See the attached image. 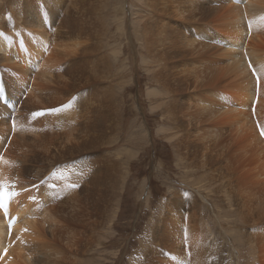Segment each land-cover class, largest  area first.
Returning a JSON list of instances; mask_svg holds the SVG:
<instances>
[{
  "label": "bare ground",
  "instance_id": "1",
  "mask_svg": "<svg viewBox=\"0 0 264 264\" xmlns=\"http://www.w3.org/2000/svg\"><path fill=\"white\" fill-rule=\"evenodd\" d=\"M173 5V11L167 13L175 16V30L162 43L171 59L166 60L167 63L160 62V66L161 70L175 69V73L167 75L165 83L175 98L167 100L163 107L175 124V153L185 167L208 166L207 161H200L204 160L200 156L206 152L210 154H206L207 157L213 155L217 161L209 162H215V168L212 167L219 173L216 176L225 178L230 192L227 195L233 198L228 197L236 210V215L232 216L245 226L241 239L244 237L243 241L251 244L252 251L248 252H252L253 256L249 254L253 260L246 262L264 264V0H174ZM160 8L168 9L158 5L155 13ZM45 16L43 11L38 13L36 24H33L35 29L30 31V26L24 33L14 34L15 39L0 35V52L3 53L0 58L6 62L0 80L5 81L4 96L10 101V108L9 98L15 99L24 92L31 103L39 106L35 110L29 108L28 117L21 114L15 118L14 113L0 103V193L6 198V205H0V264H50L46 254L62 257L64 253L79 250L77 243L84 234L92 232L97 223L95 197L89 200L83 194L85 190L87 194L93 192L92 182L89 180L88 188L84 189L85 168L71 164L74 158L69 159L72 152L80 155L81 144L85 143L81 140L83 143L79 144L81 131L80 134L72 133L81 130L77 126L80 115L75 116L72 107L53 108L62 103V93H58L56 87L52 89L50 83L47 84L50 89H44L47 80L53 78L52 71L59 60ZM159 16L155 27L161 26L158 23L164 15ZM157 47L160 48L158 44ZM57 130L63 135L54 136ZM92 136L89 135L90 141ZM22 138L26 140L17 144ZM25 145L31 146L33 156L44 154L53 158L50 167L45 168L46 175L40 174L42 178L38 182L37 178L36 181L30 179L32 167L28 161L32 159L23 151ZM66 146H73L70 154L57 151ZM205 201L203 195L194 199L186 195L185 201L183 195L176 194L175 214L168 217L172 233L155 237L165 242L167 259L159 253L149 254L156 259L150 260L148 256L146 264H204L209 242L199 224L198 207ZM224 209L227 212L228 207ZM9 219L13 220L10 227L7 225ZM236 233L233 237H237ZM233 239H238L239 243L240 238ZM182 242L187 243L185 246L190 252L185 254V262L175 253V245ZM64 260L66 262V256Z\"/></svg>",
  "mask_w": 264,
  "mask_h": 264
},
{
  "label": "rangeland",
  "instance_id": "2",
  "mask_svg": "<svg viewBox=\"0 0 264 264\" xmlns=\"http://www.w3.org/2000/svg\"><path fill=\"white\" fill-rule=\"evenodd\" d=\"M173 2L174 0H0V35L7 39H15L14 34L20 35L29 30L30 26L32 31L35 29L33 24H36L38 13L43 11L46 14L47 24L49 22L51 26L50 39L59 60L52 71L53 78L51 81L47 80L44 89L56 87L57 92L62 93V103L53 108L72 107L76 112L75 116L80 115L78 124L75 123L81 130L76 129L72 133L80 134L81 131L78 140L80 143L77 142L81 144V140H85V143L81 144L80 155L72 152L69 159L74 158L71 164H80L85 168L82 176L84 186H89L88 182L91 181L90 186L94 187H90L93 194L83 191L87 199L95 197L94 218L97 223L93 225V231L84 234L77 243L79 250H72L71 254L64 253L62 257L46 254L50 258V264H146L148 256L149 259H156L149 254L155 256L158 253L166 260L168 251L164 247L165 242L160 237H155L172 233L168 217L175 214L176 194L183 195L185 201L186 195H191L193 199L203 195L207 201L198 207L199 224H202L200 227L205 230L204 238L209 242L205 249L207 251L204 252L206 264L252 263L251 244L245 243L244 237L241 239L245 226L242 227L241 222L234 218L236 210L230 200L232 196L227 195L230 192L223 180L225 178L216 176L219 173L214 169L215 162H212L214 165L209 162L214 159L213 155L210 158L206 155H210L209 153L202 155L199 151V156L202 155L200 159L204 158L200 161H207L208 166L193 164L185 167L186 164H182L175 153V124L163 108L166 107L167 100L175 98L165 84L167 75L175 73V69L161 70L160 66V62L167 63L166 60L169 62L171 59L162 43L175 30V16L167 13L173 11ZM158 5L167 6L168 11L160 8L155 13ZM162 14L164 16L158 23L161 26H157V29L156 17ZM144 28H149V31L146 32ZM149 48L156 54L152 51L149 53ZM2 54L0 52V56ZM0 59L1 79L2 67L6 66V62L5 59ZM0 82H3L0 83V97H3L1 106L8 108L11 114L14 113L15 118H19L21 114L28 117L29 108H39L37 103L29 101L26 92L15 99L9 98L13 106L10 108V101L4 96L5 81ZM57 131H54V136L63 135L61 130ZM89 135H93L92 141ZM9 138L11 139V135L8 140ZM23 140L26 139H18L17 144L23 143ZM27 147L25 145L23 151L29 153L28 159H32L28 161V165L32 167L30 179H38V182L42 178L40 174L46 175L45 168L50 167L53 158L38 154L33 159L31 146V150ZM60 149L57 151L65 155L70 154L74 148L66 146ZM85 187L84 189L88 188ZM226 205L227 212L224 209L227 208ZM233 214L235 215L232 216ZM222 215L228 220L225 221ZM237 227H241L243 231ZM88 228L89 226L83 229ZM234 233L237 237H233ZM232 238H240V244L238 239L234 241ZM185 242L175 245V253L184 262L185 254H190ZM170 244L166 246L170 247Z\"/></svg>",
  "mask_w": 264,
  "mask_h": 264
},
{
  "label": "water",
  "instance_id": "3",
  "mask_svg": "<svg viewBox=\"0 0 264 264\" xmlns=\"http://www.w3.org/2000/svg\"><path fill=\"white\" fill-rule=\"evenodd\" d=\"M5 215V214H4ZM6 218V217H5Z\"/></svg>",
  "mask_w": 264,
  "mask_h": 264
},
{
  "label": "snow or ice",
  "instance_id": "4",
  "mask_svg": "<svg viewBox=\"0 0 264 264\" xmlns=\"http://www.w3.org/2000/svg\"><path fill=\"white\" fill-rule=\"evenodd\" d=\"M6 255V254H5Z\"/></svg>",
  "mask_w": 264,
  "mask_h": 264
}]
</instances>
